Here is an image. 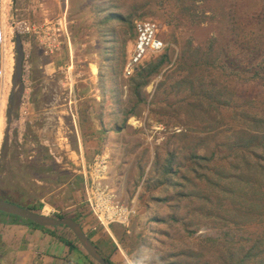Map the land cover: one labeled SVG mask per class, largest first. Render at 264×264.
<instances>
[{
  "label": "rangeland",
  "instance_id": "obj_1",
  "mask_svg": "<svg viewBox=\"0 0 264 264\" xmlns=\"http://www.w3.org/2000/svg\"><path fill=\"white\" fill-rule=\"evenodd\" d=\"M1 17L14 59L15 36L23 48L1 114V200L81 215L117 264H239L257 241L262 251L264 153L244 145L264 129V0H4ZM140 21L164 49L130 69ZM95 159L123 224L89 209ZM11 225L23 224L0 213V264H15Z\"/></svg>",
  "mask_w": 264,
  "mask_h": 264
},
{
  "label": "built area",
  "instance_id": "obj_2",
  "mask_svg": "<svg viewBox=\"0 0 264 264\" xmlns=\"http://www.w3.org/2000/svg\"><path fill=\"white\" fill-rule=\"evenodd\" d=\"M158 33L159 28L153 22L140 21L134 24V41L127 60V68L137 67L146 56L158 54L164 49L163 42L158 38ZM97 162L94 164V172L97 176L87 186L89 209L101 226L107 227L111 223L123 224L128 215L127 211L113 199V196H107L108 192L105 186L102 187L98 182H95L98 177L102 178L100 175L103 172V168Z\"/></svg>",
  "mask_w": 264,
  "mask_h": 264
},
{
  "label": "trees",
  "instance_id": "obj_3",
  "mask_svg": "<svg viewBox=\"0 0 264 264\" xmlns=\"http://www.w3.org/2000/svg\"><path fill=\"white\" fill-rule=\"evenodd\" d=\"M113 18L119 20V21H123V19L121 17L118 16H113ZM167 60L166 56H163L159 59V62L155 65H153V67L149 68V72L147 74V76H149V74H154L157 72L158 68H160V66H162L164 64V62ZM146 85V81L140 83L139 85H137V87H144ZM258 123H263V121H259ZM256 134V136L254 135H248L249 138L246 139V142L248 144H245L244 146L247 147H252L253 149H260L263 153H264V129H262L261 131H255L254 132ZM256 138H259L258 143L253 144V142H255ZM194 159L197 161H206L208 160L206 157H202V156H197L194 155ZM172 162V158L168 160V166L164 169V174H169L171 172V168H170V164ZM163 184V181H160ZM170 186V184H169ZM34 212L39 213V209H30ZM79 216L81 215H75V216H71L70 218L73 219L75 222H77L83 232L85 233V235H87V237L90 239L91 243L93 244V246L96 248L97 252L101 255V257L108 262L109 264H117L115 258L120 259V255L119 252L116 248V246L114 245V243L110 240V239H103V238H98L97 240H92L94 236L97 235V231L96 229H92L93 226H91V224L89 223H85L86 228H88L86 231L84 228V225L82 224V221L79 220ZM84 216V215H83ZM11 219V222L14 224H23V225H27V226H31V227H35V228H40L43 230H50L51 235H56V237L63 242L68 248L69 250L71 249H75V248H79L81 249L80 245L78 244L77 240L75 239V237L72 235V233L64 226H60V227H56V228H44V227H39L36 226L28 221L22 220L20 218L14 217V216H7ZM85 217V216H84ZM54 218H63L62 216H55ZM86 221L88 220L87 218H91V214L89 212V215H86L85 217ZM258 244V241L252 246L250 247L247 252L243 255V257L241 258V260L239 261V264H264V248L262 249V251H256L258 246L256 245ZM82 250V249H81ZM83 251V250H82ZM106 251V253H105ZM83 253L86 255V253L83 251ZM87 258H89L86 255ZM90 259V258H89ZM90 261L93 264H97L96 262H94L92 259H90ZM124 263V261H123ZM125 264V263H124Z\"/></svg>",
  "mask_w": 264,
  "mask_h": 264
},
{
  "label": "crops",
  "instance_id": "obj_4",
  "mask_svg": "<svg viewBox=\"0 0 264 264\" xmlns=\"http://www.w3.org/2000/svg\"><path fill=\"white\" fill-rule=\"evenodd\" d=\"M94 135L97 134L98 127L92 124ZM111 136V135H110ZM91 138H93V133ZM94 141H100L98 136L93 138ZM85 160H89L96 155L92 151L84 150ZM87 157H89L87 159ZM54 211V209H51ZM56 212V211H54ZM10 237L7 245L14 246L15 264H73L78 263L79 259L86 261L88 259L83 251L79 248L71 249L61 242L56 235H51L45 230L24 225H11ZM25 248H19L20 246Z\"/></svg>",
  "mask_w": 264,
  "mask_h": 264
},
{
  "label": "water",
  "instance_id": "obj_5",
  "mask_svg": "<svg viewBox=\"0 0 264 264\" xmlns=\"http://www.w3.org/2000/svg\"><path fill=\"white\" fill-rule=\"evenodd\" d=\"M14 43L16 57L14 59L13 75L11 78L13 88L16 86V84H19L21 82V70L23 62V48L19 36H15ZM19 92H21V89H19ZM0 213L5 214L7 216H14L20 218L39 227L56 228L64 226L72 233V235L75 237L78 244L80 245L81 249L86 253V255L90 259H92L97 264H109L97 252L90 239L83 232L81 226L71 218L63 217L58 219L46 216L42 213L34 212L30 209L20 207L18 205L1 199Z\"/></svg>",
  "mask_w": 264,
  "mask_h": 264
},
{
  "label": "bare ground",
  "instance_id": "obj_6",
  "mask_svg": "<svg viewBox=\"0 0 264 264\" xmlns=\"http://www.w3.org/2000/svg\"><path fill=\"white\" fill-rule=\"evenodd\" d=\"M4 0H0V139L2 138L3 119L1 114L5 108V93L11 79L12 70L14 66V58L12 51L4 38L3 23L1 24L2 5Z\"/></svg>",
  "mask_w": 264,
  "mask_h": 264
}]
</instances>
